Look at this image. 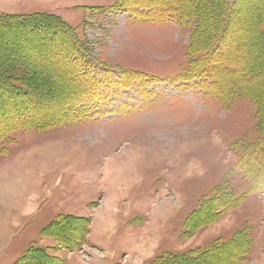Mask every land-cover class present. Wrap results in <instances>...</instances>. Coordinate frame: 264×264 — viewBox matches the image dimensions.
Masks as SVG:
<instances>
[{"label":"rangeland","instance_id":"374dc122","mask_svg":"<svg viewBox=\"0 0 264 264\" xmlns=\"http://www.w3.org/2000/svg\"><path fill=\"white\" fill-rule=\"evenodd\" d=\"M231 1L0 0V15L55 18L71 28L75 38L54 37L45 28L33 37L29 28L36 27L28 24L0 28V72L23 79L18 86L50 96L42 100L33 94L39 104L33 100L6 106L9 111L15 108L13 115L24 114L3 121L4 127L14 121H33L38 127L19 123L0 141V264H162L159 255L212 246L205 261L183 262L264 264V190H256L253 183L259 174L255 168L264 167V128L257 121L261 107L264 112V11L259 14L264 0H239L235 6ZM240 1L242 27L235 28L231 24L238 21L231 15L227 20L226 14ZM150 4H180L183 17L163 20L155 13V18L139 19L146 12L141 7ZM126 5L137 6L136 15ZM227 21L226 35L235 38L243 60L238 52L222 56L221 42L215 43ZM53 25L48 27L57 28ZM76 45L113 76L126 75L135 84L98 109L69 107L78 99L71 94L83 89L76 81H87L78 76L69 83L65 79L71 72L62 59H71ZM216 59L232 68L237 62L238 78L250 92L231 98V90L224 91L231 78L223 82L231 72L216 67ZM194 60L195 68L203 65L217 76L215 86L207 72L195 81L212 85L210 94L174 77L192 68ZM94 77L102 79L101 74ZM21 117L26 119L16 120ZM2 181L11 184L8 190L14 194H7ZM25 199L24 212L30 213L23 217L18 210ZM119 199L113 222L119 220L118 228L124 230L118 232L117 242L110 237L105 246L98 233L101 225L98 230L96 223L90 235L93 218L98 217L93 213ZM206 200V212L221 211L201 227L206 212L188 218ZM51 207L70 214L82 211L88 219L71 218L66 225L45 230L58 215L42 218ZM169 214L168 232H154L151 218L163 226ZM244 228L250 232L237 234ZM37 247L44 250L34 251ZM27 249L31 251L24 257Z\"/></svg>","mask_w":264,"mask_h":264},{"label":"trees","instance_id":"16d2710c","mask_svg":"<svg viewBox=\"0 0 264 264\" xmlns=\"http://www.w3.org/2000/svg\"><path fill=\"white\" fill-rule=\"evenodd\" d=\"M148 1L150 2V0H148ZM159 1H161V0H159ZM238 1L239 0L231 1L232 5L235 6ZM248 1L249 0H244L243 2H248ZM138 2H140L139 5H141V6H142V4H144V1H138ZM164 2H166V0H164ZM239 4H238V7H236L234 10H232V12L234 11L235 13L234 12L233 13L227 12V14H226L227 20H229L230 15H231V18H233V17L235 18V21H237L238 18L240 19L241 17H243L242 11L237 10V9H241V7H242V5L240 4V6H239ZM179 5L180 4H175L174 6H167L166 5V6H160V7H158V5H157L155 8L152 7L153 5L151 6V4L146 5V6H149V8L141 7L144 10H146V12L140 13V14H142V17L139 16V19L144 18L145 15H147V18H155L156 17L155 13H158L160 18L163 20H171V18L174 15L176 17L182 19L183 16L180 14L182 12L181 11L182 7H178ZM127 7L130 9V11L133 14L136 15V11L138 9V8H136L137 6L132 7V5H129ZM169 10H171L173 12H170ZM235 10L237 12L239 11L240 16L238 15V13H236ZM263 11H264V8L259 12V14H261V12H263ZM50 16H54V15L50 14ZM236 16H239V17L237 18ZM43 17H49V16L43 15ZM36 18H41V17H37V15H33V14L22 15V16H19V15L15 16L13 14L0 15V21L3 19H7L5 24H0V28H3V27L18 28V27H22V26L28 24V25H30V27L31 26L36 27L34 30L29 28V30L32 32L33 37H36V34H40L43 31V28H45L47 32L51 30V33L54 34V37H60V38L67 37L69 40H71V39L75 40V38L73 36V31L71 30V28H69L67 25L59 23L58 19L55 20V18L53 17L54 19L49 20V21H45V20L44 21L43 20L38 21V20H36ZM53 24L57 25V28L54 27L52 29V28L48 27V26L53 25ZM237 24L239 25V27H242V24L239 23V20H238ZM231 25L237 27L236 24L234 25L232 23ZM229 28H230L229 22L227 21L226 29H225V25H224L222 32H219V34H216L218 36V39L215 40V43L218 44V42H221L222 45L220 46L221 47L220 53L222 54V56H225L227 58V53L233 54V52H236V53L238 52L237 56L240 55L242 57V60H243V59H245V56L242 55L243 51H241V52L237 51L236 50L237 47L234 46V44H233L232 40H234L235 38H233L231 36L227 37V35H226V32L228 31ZM255 36H256V34L254 35V38H255ZM37 40H39V38H37ZM41 41H43V40H41ZM74 43L71 42L72 45ZM232 45L234 47L230 48V46H232ZM75 53L76 54L74 56H71V59L70 58L62 59L64 61L65 67L67 65L69 67L70 72H71V75L70 76L67 75L65 77V79L69 83V82H71L70 79H72L74 76H78V77H81L82 79L84 77L87 81L83 80V81H81V83L79 81H76L79 84V86L83 87V89H82L83 92H82V90H79V91H76L77 95L75 94V92L73 94H71V96L78 98V99H76L74 101V104H69V107H72V105H75V104H79V105L83 106L85 110H92L94 108L98 109L104 104H109L110 99L112 97L120 96V91L122 89L129 88L128 86L135 84V83L132 84V81H133L132 78H130L126 75H122V74L121 75L123 77L113 76L112 70L110 71L109 69H105V66L100 64V63L98 66L96 64L97 61H95L94 59L89 60L88 59L89 55L83 54L84 51L80 47V45H76V52ZM226 58H224V59H226ZM39 59H40L39 61H41V58H39ZM216 62L217 63L214 64V65H216V67L221 68V69L224 67V69H227L229 73L231 72L230 74H226V77H223V82H226L229 78H231V80H230L231 84L228 87H225L224 91L227 92L228 90H231L230 94L233 95L231 98H236L237 95H235V94H237V93L243 92V93L247 94L246 90H248L250 87H246V84L244 85V83L242 82V80H244L243 78L242 79L238 78L237 74H238L240 68L238 66H236V65H238L237 62L233 68L229 67L227 64H225L226 62H221L219 59H216ZM200 63H204V61L201 60ZM191 65H192V68L186 70L185 72H181V73H178L177 75H175L174 76L175 79L177 81L188 82V83L192 84L193 86L200 88L203 91L205 90L208 94H210V91L212 90V87H213L212 85H210V86L203 85L200 83L199 80H198L199 81V84H198L195 81L197 80V78L199 79L202 77V75H201L202 72H207L214 79V86H215L217 83V76L215 78L214 75L211 74V72L209 71L208 68L207 69L203 68V65L195 68L197 65V64H195V60L193 63H191ZM202 68L206 71H203ZM72 70H73V72H72ZM62 74L63 73H61L60 75H62ZM99 74H101V78H102L101 80L94 77V75H99ZM20 80L23 81V79H21V78H17L15 76H10L9 74H7L5 72H0V141L5 139V137L11 132V130L17 129V127L19 126V123H21L18 121H14L11 123V125L9 127H6V126L4 127L3 121L9 120L14 115L23 116V114H24V112L22 114V112L20 113V111H15L14 115H13V113H11V112L14 111L15 108L13 110L9 111L6 106L15 107V105H17V104H22L23 102H29V101H33V100L36 102L37 100L34 98L33 94H37V96L38 95L41 96L42 99H46V98L50 97V96H47L48 93H46V94L43 93L44 95H42L38 92L31 91L29 86H24L25 88L18 86L17 84L20 83L19 82ZM219 82L221 83V80L219 79V76H218V83ZM256 91L259 94V91L258 90H256ZM32 92H34V93H32ZM29 94H32V95L30 96ZM67 94H69V93H67ZM26 97L29 98L30 100L28 99V101H24V99H27ZM61 97L63 98V96H61ZM64 97H66V95ZM34 101H33V103H34ZM69 102L73 103V101H69ZM37 104H39L38 101H37ZM81 106H79V107H81ZM260 109H261V113H259V115H257V121L260 119L259 120V127L264 128V112L262 111V107ZM16 112H18V113H16ZM78 112H80V111H78ZM83 116H84V114H83ZM18 119H20V121H22L26 118H23V117L16 118V120H18ZM28 121H31V120L27 119L25 122H28ZM32 122L33 121H31L29 123H25V124L21 123L20 127H38L37 125L32 126L31 125ZM39 126H40L39 128H43V130L45 129L44 126H41L40 124H39ZM255 147L261 148L262 145L260 144L258 146H254V148ZM4 150H7V149H4ZM5 154H7V152ZM261 165H264V152H263V160H262ZM255 171H258L259 174L257 177L254 178L255 179L253 181L254 188L256 190L263 191L264 190V178H262V177L264 176V167H258V170L255 168ZM250 173H254V172L250 171ZM238 199L239 198L234 199L235 202L238 201ZM226 200H227V198H226ZM208 204L209 203L207 200L203 201L197 209H194L191 212L188 219H190V218L192 219L193 216L198 214L199 212H201V210H202V212H206L205 206ZM211 207H212V205H211ZM232 208H234V206L231 208H228V209H232ZM220 211H221L220 209L219 210L216 209L211 213H209V212L203 213L202 218H204V221H202V223H200V224H198L199 221L195 222L194 228L198 227V226H196L197 224L201 225V227H202V226L206 225V223H211V222L215 221L214 219L216 218L217 215L220 214ZM216 213H217V215H216ZM71 218L88 219V217H85V216H76L73 214H58L45 227V230H49L50 228H52L56 225L65 224L68 220H71ZM210 218H212V220H209ZM86 228H87V230H90V224L89 223L87 224ZM240 232H243V234H245L244 232H250V231H248V229H246V228L237 230V234L238 233L240 234ZM245 236H243V237H245ZM233 237H231L232 239L229 240L228 243H231L233 241ZM225 245L227 246V242H225ZM213 247L214 246L209 247L206 250H198L197 252L193 251L194 249H190L187 252H178L177 254L167 253V254H165L166 257L163 255H159V259H160L159 261L162 264H171L172 260H175V259L178 261L175 264H186L183 262V260H188V259L194 260L196 263L202 262V261H205L204 259H206V256L208 254L213 252V250H214ZM43 250L44 249L41 247L40 248H38V247L34 248V251H43ZM30 251H31V249H27L26 253L24 254V257L27 256ZM47 253L49 254L48 251H47ZM231 257H233V256H231ZM21 261L22 260L20 259L19 262H21ZM57 262L58 261H56V264H57ZM237 263L232 262V264H237Z\"/></svg>","mask_w":264,"mask_h":264},{"label":"crops","instance_id":"0c3cea01","mask_svg":"<svg viewBox=\"0 0 264 264\" xmlns=\"http://www.w3.org/2000/svg\"><path fill=\"white\" fill-rule=\"evenodd\" d=\"M35 174H39V171H37V172H34ZM37 191V190H36ZM35 191V192H36ZM120 197V196H119ZM35 199H37V197H34V200ZM118 199V198H117ZM28 200V199H27ZM27 200L25 199L24 200V203H22L21 204V209L20 210H18L20 213H21V215L20 216H23L24 217V214H28V212H29V210L28 211H26V212H24V209H25V205H26V203H27ZM94 201V200H93ZM118 201H121L120 199L119 200H117V201H114V200H112V202H111V207H108L106 210H102V212H99V207L100 206H98V207H96L95 208V211H94V213H93V215L95 216V213L96 212H98L97 214H98V217H97V220L96 221H94V218H93V221H92V225H91V232H90V235H92V233H93V228H94V225L97 223V228H98V230H99V227L98 226H100L101 225V227H100V231L98 232L99 233V236L101 237V239H102V243L105 245V246H107V243H108V239L111 237V238H113V240H112V243L114 244L115 242H117L116 241V238H118V235L117 234H119L120 232H121V229L122 228H118V223H119V220L118 221H116L115 223L113 222V218H114V210H115V208L118 206V204H119V202ZM46 207H48L47 205H44L43 206V208H46ZM42 208V209H43ZM57 208H48V211L44 214V216H42V218H51V217H54L55 215H57V214H59V213H66V214H70V213H68L67 211H59V210H56ZM98 210V211H97ZM51 212V213H50ZM30 213V212H29ZM72 214H74V215H86V213H84V212H82V211H80L79 213H75V212H71ZM93 216V217H94ZM150 216H153V215H150ZM104 217V220H101L102 218ZM152 219V224L154 223V226L157 228L154 232H156L157 233V231H158V233L160 232V233H164L165 231L166 232H168V230H169V226H170V224H171V219H172V214H169V215H167L166 217H165V220H164V224H163V226H159V225H156V222H155V220H154V217H152L151 218ZM49 221H51V220H49L48 219V221H46V222H49ZM151 224V225H152ZM122 230H124V229H122ZM162 231H164V232H162ZM119 232V233H118ZM107 234H110V235H107ZM162 237V236H161ZM161 237H159V243L157 244V247H158V245L160 244V241H161ZM149 238V237H148ZM148 238H146V241H147V239ZM261 262H262V260H252V263H254V264H261Z\"/></svg>","mask_w":264,"mask_h":264},{"label":"bare ground","instance_id":"6f19581e","mask_svg":"<svg viewBox=\"0 0 264 264\" xmlns=\"http://www.w3.org/2000/svg\"><path fill=\"white\" fill-rule=\"evenodd\" d=\"M240 4L242 5L243 3L240 1ZM240 4H239V6H240ZM238 7V6H237ZM261 7V6H260ZM237 10H241V9H237ZM245 11V10H244ZM235 13V12H234ZM236 13H238V15L240 16V14H239V11L237 12L236 11ZM241 13V12H240ZM248 14V13H247ZM235 16V15H234ZM239 16H236L237 18L239 17ZM246 16V15H245ZM233 17V16H232ZM232 19H234L235 20V18L233 17ZM233 20V21H234ZM238 20H240L239 18L237 19V21ZM241 21V20H240ZM240 23V22H239ZM236 25L237 26H239L237 23H236ZM245 25V24H244ZM236 28V27H235ZM241 29V28H240ZM8 31V30H7ZM236 31V30H235ZM241 34V33H240ZM240 37V36H239ZM238 38V37H237ZM18 39V38H17ZM54 43V42H53ZM259 44V43H258ZM68 67V66H67ZM66 69V68H65ZM61 74V73H60ZM39 96V95H38ZM41 97V96H40ZM38 99H39V97H38ZM42 100H45V99H42ZM39 101V100H38ZM58 101V100H57ZM3 183V185H4V187H6V189H7V194H9V195H11V194H14L13 192H11L10 190H8V189H12V186H11V184L9 183L8 184V182L7 181H2ZM229 258V257H228ZM233 257H231V259H232Z\"/></svg>","mask_w":264,"mask_h":264}]
</instances>
